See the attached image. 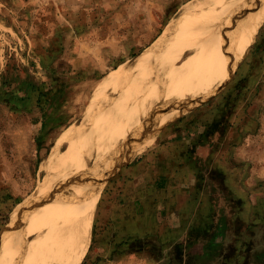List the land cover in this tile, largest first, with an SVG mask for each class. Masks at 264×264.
I'll return each instance as SVG.
<instances>
[{
  "label": "rangeland",
  "instance_id": "rangeland-1",
  "mask_svg": "<svg viewBox=\"0 0 264 264\" xmlns=\"http://www.w3.org/2000/svg\"><path fill=\"white\" fill-rule=\"evenodd\" d=\"M196 1L0 0V239L9 227L11 213L30 200L34 205V196L48 172L53 169V178L62 172L64 164L59 165V160L68 153L72 157L75 152L74 147H70L69 133L72 130L76 134L79 132L87 116L90 118V109L94 108V112L104 119L116 109L140 108L146 99L139 91L141 80L157 72L162 57L182 55L181 66L201 60L216 49L228 31L234 29V22L246 14L242 9L235 11L240 5L239 0H221L210 11L200 34L186 43L172 42L158 57H149L135 66L136 59L152 52L163 41L167 27L180 18L187 5ZM227 21H231L232 27H224ZM203 45H209V48L195 57ZM125 65L129 67L128 77L118 79L114 87L109 88L111 75L117 69L127 67ZM236 77L242 86L233 91L234 99L243 88L244 94L250 92L249 104L255 102L257 105L255 116L260 123L252 136L256 140L255 154L248 161L253 169L239 168L234 174L239 181L232 186L234 195L240 199L241 218L253 224L245 230V240H251L254 234V247L247 263H239L237 258L231 264H264V128L261 120L264 20L255 32L252 45L226 81ZM201 100V96L187 100L168 116L155 137L137 148L120 169L111 174L106 172L94 216L91 243L78 264L180 263L179 257H175L176 252L165 244L179 242L184 233H173L171 229L164 237L160 228L162 224H169L173 229L179 227L189 219L183 216L185 210L175 211L168 209L171 206L161 204L155 218L159 226L145 233L141 228L142 221H150L151 217L138 215V201L134 200V195L127 194L132 186L128 187V182L119 183L118 179L130 168L126 177L136 176L135 166L149 157L159 160L153 176L159 175L171 160L191 161V156L181 158L161 145L165 143L162 135L169 120L188 114ZM158 147L163 151H157ZM58 151L60 156L56 161ZM197 177L192 176L193 179L183 186L179 182L175 185V207L188 210L196 206ZM33 208L29 205L24 214L29 215ZM190 220L197 219L192 217ZM157 237L164 240L163 248L155 239ZM142 241H147L148 247L142 245V248ZM248 250H240L241 260L247 259ZM188 252L196 255H190L188 264H209L201 255V244Z\"/></svg>",
  "mask_w": 264,
  "mask_h": 264
},
{
  "label": "bare ground",
  "instance_id": "bare-ground-1",
  "mask_svg": "<svg viewBox=\"0 0 264 264\" xmlns=\"http://www.w3.org/2000/svg\"><path fill=\"white\" fill-rule=\"evenodd\" d=\"M220 3L221 0H197L187 5L180 18L167 27L163 41L152 52L137 58L135 66L149 57H158L172 42L186 43L200 34L210 11ZM239 4L235 11L245 10V17L234 22V29L209 55L187 66H181L182 55L166 54L161 58L157 72L141 80L139 91L146 99L140 108L116 109L104 119L94 108L89 110L90 118L87 116L79 132L69 133L70 147L75 152L59 160V165L64 164L62 172L53 178L51 169L38 187L34 205L30 200L11 213L9 227L0 239V264L79 263L91 243L106 172L120 169L187 100L222 84L252 45L264 20V0H239ZM231 25L227 21L224 27ZM207 48L209 45H203L195 57ZM128 72V66L117 69L111 75L109 88L118 79L128 77ZM59 156L58 151L56 161ZM29 205L33 211L25 215Z\"/></svg>",
  "mask_w": 264,
  "mask_h": 264
},
{
  "label": "crops",
  "instance_id": "crops-1",
  "mask_svg": "<svg viewBox=\"0 0 264 264\" xmlns=\"http://www.w3.org/2000/svg\"><path fill=\"white\" fill-rule=\"evenodd\" d=\"M237 77L230 81L225 80L214 90L202 95V100L196 108L178 119L173 117L164 128L162 140L165 143L161 145L174 151L173 153H177L181 158L191 156V161L177 162L174 158L175 160L168 162L166 167L163 166L159 175L153 176L159 160H152L149 157L135 166L137 174L129 177L131 180L126 175L132 168L126 169L125 176L118 179L119 183L128 182L126 185L132 186L127 194L134 195L136 198L134 200L138 201L136 202L140 210L138 215L144 218L151 217L150 221L148 219L142 221L143 232L154 231L155 226H159L155 218L161 204L171 206L168 209L174 208L175 211L185 210L183 216L189 219L182 222L179 227L173 229L169 224L167 226L162 224L160 228L165 233L164 237L171 229L170 232L173 233H184L179 242L165 244V247L176 252L175 257H179V264H188V259L196 256L188 251L197 244L202 245L201 255H204L202 257L206 258L209 264H227L238 257L242 252L240 250L254 246V234L251 240H245V230L247 231L253 224L241 218L240 199L234 195L232 186L239 181V177H235L239 168L253 169L248 161L249 157L255 154L256 140L252 136L257 132L260 122L255 116L257 105L255 102L249 104L250 92L244 94L241 92L243 88L234 99L233 91L241 89L242 86ZM240 94L242 96L238 97ZM243 99L246 103H242ZM261 120L264 128V108ZM262 133L264 136V130ZM161 147H158L157 151L162 152ZM245 163L247 165H244ZM192 176H198L196 185L199 187L196 186V190L199 193L196 194L197 199H194L196 206L188 210L180 206L175 207L174 196L177 190L175 185L179 182V185L183 186L185 182L193 179ZM136 205L134 204L133 208L136 209ZM192 217L197 220H190ZM155 239L160 241L163 248L162 237ZM142 245L148 247L147 241H142Z\"/></svg>",
  "mask_w": 264,
  "mask_h": 264
},
{
  "label": "trees",
  "instance_id": "trees-1",
  "mask_svg": "<svg viewBox=\"0 0 264 264\" xmlns=\"http://www.w3.org/2000/svg\"><path fill=\"white\" fill-rule=\"evenodd\" d=\"M141 247H142V246H141ZM253 247H254V246L250 247V249L248 250V253H247V254H248V257H247V259L245 258V259L241 260V259H240V254H241V252H240L239 255H238V257H235L234 260H236V259L238 258L239 263H247V262L249 261V258H250V255H251V253H252ZM142 248H143V247H142ZM211 248H212V247H210V248L208 247V249H211ZM203 256H204V255H203ZM239 259H240V260H239ZM234 260H233V259H232V261L230 260L231 262L229 261L230 263L228 262L227 264H231Z\"/></svg>",
  "mask_w": 264,
  "mask_h": 264
}]
</instances>
